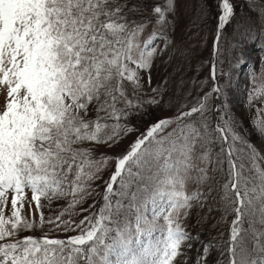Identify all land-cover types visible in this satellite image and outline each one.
Here are the masks:
<instances>
[{
  "label": "snow or ice",
  "instance_id": "6c2138e0",
  "mask_svg": "<svg viewBox=\"0 0 264 264\" xmlns=\"http://www.w3.org/2000/svg\"><path fill=\"white\" fill-rule=\"evenodd\" d=\"M0 264H264V0H0Z\"/></svg>",
  "mask_w": 264,
  "mask_h": 264
},
{
  "label": "rangeland",
  "instance_id": "374dc122",
  "mask_svg": "<svg viewBox=\"0 0 264 264\" xmlns=\"http://www.w3.org/2000/svg\"><path fill=\"white\" fill-rule=\"evenodd\" d=\"M214 2H215V0H210V3H212L213 5H214ZM207 69H204V71H206ZM191 73H189V75H190ZM201 75H203V72H201Z\"/></svg>",
  "mask_w": 264,
  "mask_h": 264
}]
</instances>
